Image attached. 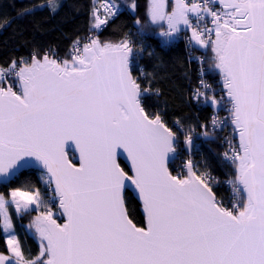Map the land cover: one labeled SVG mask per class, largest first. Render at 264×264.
Returning <instances> with one entry per match:
<instances>
[{
	"label": "snow or ice",
	"instance_id": "obj_1",
	"mask_svg": "<svg viewBox=\"0 0 264 264\" xmlns=\"http://www.w3.org/2000/svg\"><path fill=\"white\" fill-rule=\"evenodd\" d=\"M127 8L135 32L119 39L101 34L121 5L91 0L64 54L24 39L0 62V264H264V0ZM150 35L184 39L199 65L187 100L210 121L174 111L160 65H140ZM226 128L221 179L195 155Z\"/></svg>",
	"mask_w": 264,
	"mask_h": 264
},
{
	"label": "trees",
	"instance_id": "obj_2",
	"mask_svg": "<svg viewBox=\"0 0 264 264\" xmlns=\"http://www.w3.org/2000/svg\"><path fill=\"white\" fill-rule=\"evenodd\" d=\"M90 2L91 0H60L62 7L52 14L46 7L33 8L34 5L44 4L45 0H0V62L13 55H27L29 46L24 44V39L39 46L52 45L64 54L69 48L71 38L87 34ZM117 3L123 7V12L102 32V38L116 40L123 31L135 32L133 14L127 8V0H117ZM137 3L140 5V14L143 15L146 0H137ZM29 9L33 10L32 14H24ZM5 19L7 24L3 23ZM114 27H118L120 31H114ZM145 40L154 54L149 56L145 53L140 58V65L146 71H153L160 65L158 70L168 77L164 86L168 90L169 103L173 105V110L181 114L187 113L188 118L193 121H209L213 113L211 107L187 100L191 87L198 83L199 71L197 64L188 62L185 43L177 41L175 45L164 47L155 36H147ZM207 76L210 81L218 82L216 73L207 72ZM199 147L197 160L207 162L213 174L224 179V173L229 170L220 163L223 148L218 134L199 141ZM221 191L227 199L226 187ZM137 215H142L141 209H137ZM21 235L23 237V233ZM25 243L33 250L37 247L36 241L31 238Z\"/></svg>",
	"mask_w": 264,
	"mask_h": 264
},
{
	"label": "built area",
	"instance_id": "obj_3",
	"mask_svg": "<svg viewBox=\"0 0 264 264\" xmlns=\"http://www.w3.org/2000/svg\"><path fill=\"white\" fill-rule=\"evenodd\" d=\"M121 8H122L121 13H122V12H123V7L121 6ZM179 41H182V42L185 43L184 39H180ZM185 45H186V44H185ZM187 55H188V57H189V51H188V48H187ZM195 55H200V54H198V53L195 52ZM192 62L195 63V64H197V66H198V71H199V65H198V63L195 62V60H193ZM141 66L144 68L143 65H141ZM209 78H210V77H209ZM205 79H207L208 82L211 83V84L213 85L214 88H218V87H219L218 82H215V81H213V80L210 81V79H208L207 71H206ZM193 102H194L195 104H197L195 101H193ZM197 105H198V104H197ZM200 106H202V105H200ZM212 114H213V113H212ZM219 115H220L221 117H223V116L226 115V113H225V112H220ZM210 119H211V118H210ZM209 121H210V120H209ZM229 133H230V128H226V129H224L223 131H217V134H218L219 138L221 139V141H223V138H224L225 136H227ZM203 139H204V137H200V140H199V141H201V140H203ZM195 159H197L196 155H195ZM177 163H179V161H177ZM225 187H226V186H225ZM229 195H230V193H229V191H228V197H229Z\"/></svg>",
	"mask_w": 264,
	"mask_h": 264
}]
</instances>
